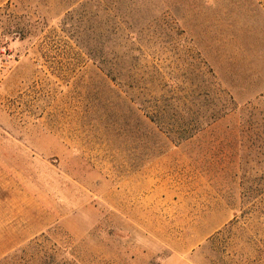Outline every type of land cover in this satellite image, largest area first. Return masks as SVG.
<instances>
[{"label": "rangeland", "instance_id": "374dc122", "mask_svg": "<svg viewBox=\"0 0 264 264\" xmlns=\"http://www.w3.org/2000/svg\"><path fill=\"white\" fill-rule=\"evenodd\" d=\"M0 264H264V0H0Z\"/></svg>", "mask_w": 264, "mask_h": 264}, {"label": "trees", "instance_id": "16d2710c", "mask_svg": "<svg viewBox=\"0 0 264 264\" xmlns=\"http://www.w3.org/2000/svg\"><path fill=\"white\" fill-rule=\"evenodd\" d=\"M155 119V118H154Z\"/></svg>", "mask_w": 264, "mask_h": 264}]
</instances>
